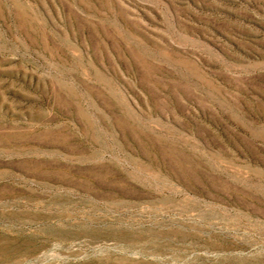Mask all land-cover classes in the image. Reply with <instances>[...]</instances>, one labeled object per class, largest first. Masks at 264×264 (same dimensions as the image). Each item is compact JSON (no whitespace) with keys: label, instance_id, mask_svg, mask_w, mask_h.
Here are the masks:
<instances>
[{"label":"rangeland","instance_id":"1","mask_svg":"<svg viewBox=\"0 0 264 264\" xmlns=\"http://www.w3.org/2000/svg\"><path fill=\"white\" fill-rule=\"evenodd\" d=\"M0 264H264V0H0Z\"/></svg>","mask_w":264,"mask_h":264}]
</instances>
